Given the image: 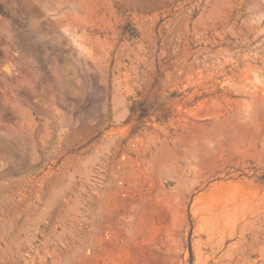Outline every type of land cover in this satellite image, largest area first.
<instances>
[{
	"label": "rangeland",
	"instance_id": "374dc122",
	"mask_svg": "<svg viewBox=\"0 0 264 264\" xmlns=\"http://www.w3.org/2000/svg\"><path fill=\"white\" fill-rule=\"evenodd\" d=\"M264 0H0V264H264Z\"/></svg>",
	"mask_w": 264,
	"mask_h": 264
},
{
	"label": "bare ground",
	"instance_id": "6f19581e",
	"mask_svg": "<svg viewBox=\"0 0 264 264\" xmlns=\"http://www.w3.org/2000/svg\"><path fill=\"white\" fill-rule=\"evenodd\" d=\"M262 91L264 92V87H263V90Z\"/></svg>",
	"mask_w": 264,
	"mask_h": 264
}]
</instances>
